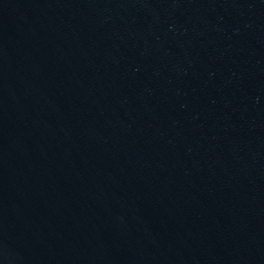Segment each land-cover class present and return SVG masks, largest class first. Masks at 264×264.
Returning a JSON list of instances; mask_svg holds the SVG:
<instances>
[{
	"label": "water",
	"instance_id": "1",
	"mask_svg": "<svg viewBox=\"0 0 264 264\" xmlns=\"http://www.w3.org/2000/svg\"><path fill=\"white\" fill-rule=\"evenodd\" d=\"M0 264H264V0H0Z\"/></svg>",
	"mask_w": 264,
	"mask_h": 264
}]
</instances>
